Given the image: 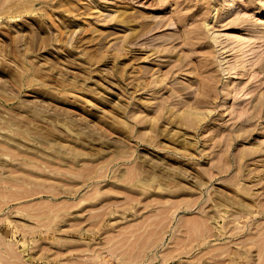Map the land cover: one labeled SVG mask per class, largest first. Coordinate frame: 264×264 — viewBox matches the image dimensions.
<instances>
[{"label": "rangeland", "instance_id": "374dc122", "mask_svg": "<svg viewBox=\"0 0 264 264\" xmlns=\"http://www.w3.org/2000/svg\"><path fill=\"white\" fill-rule=\"evenodd\" d=\"M225 1L0 0V264H264V0Z\"/></svg>", "mask_w": 264, "mask_h": 264}, {"label": "bare ground", "instance_id": "6f19581e", "mask_svg": "<svg viewBox=\"0 0 264 264\" xmlns=\"http://www.w3.org/2000/svg\"><path fill=\"white\" fill-rule=\"evenodd\" d=\"M239 4H240V0H226L225 1V3H224V9H223V12H225V14L227 15V14H233V13H235L236 12V10H237V8H238V6H239ZM206 221V220H205ZM201 223V222H200ZM199 223V224H200ZM45 224H47V223H45ZM206 224V223H205ZM196 225V224H195ZM194 225V226H195ZM192 226H193V224H192ZM206 227H207V225H206ZM258 227H260V226H258ZM208 228H209V226H208ZM209 230H211V228L209 229ZM202 231V230H201ZM262 231V230H261ZM260 232V231H259ZM211 235V234H210ZM250 238H251V236H250ZM252 239H253V237H252ZM262 240H264V239H262ZM256 242V241H255ZM258 242V241H257ZM262 243V242H261ZM261 245V244H260ZM263 245V244H262ZM262 247V246H261ZM260 247V248H261ZM230 248V247H229ZM217 250V249H216ZM229 250V249H228Z\"/></svg>", "mask_w": 264, "mask_h": 264}]
</instances>
